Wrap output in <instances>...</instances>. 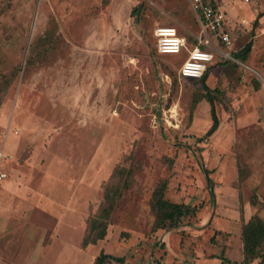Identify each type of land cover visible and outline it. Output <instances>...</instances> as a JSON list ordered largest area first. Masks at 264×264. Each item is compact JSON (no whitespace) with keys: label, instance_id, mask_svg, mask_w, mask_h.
<instances>
[{"label":"rangeland","instance_id":"obj_1","mask_svg":"<svg viewBox=\"0 0 264 264\" xmlns=\"http://www.w3.org/2000/svg\"><path fill=\"white\" fill-rule=\"evenodd\" d=\"M217 2L232 58L217 56L209 73L220 124L207 136L200 80L179 75L188 52L162 55L154 35L172 26L193 47L200 28L186 0H0V88L11 79L0 264H94L101 252L124 264L242 262L245 211L264 221V0ZM249 42L248 60L235 59ZM117 167L130 186L106 238L83 247ZM162 182L167 200L199 210L154 232Z\"/></svg>","mask_w":264,"mask_h":264},{"label":"trees","instance_id":"obj_2","mask_svg":"<svg viewBox=\"0 0 264 264\" xmlns=\"http://www.w3.org/2000/svg\"><path fill=\"white\" fill-rule=\"evenodd\" d=\"M142 6H138L132 14H139ZM263 15H259L253 22V29L259 26V21ZM196 41L194 42L195 45ZM193 45V46H194ZM253 43L249 42L239 52L234 54V58L246 62L252 52ZM211 68L205 73L200 80V83L205 91L202 100H207L210 104V113L212 118V126L207 132V136L213 135L219 128V118L216 111V93L217 90H211L206 84L209 78ZM2 80L6 81V85L0 88V104L1 98L9 88L11 79L7 76H2ZM255 88L259 89L258 82H255ZM200 99L195 103H199ZM132 175L131 171L124 167H117L111 177V183L106 186L104 202L98 209L97 213L92 217L89 222L87 235L83 241V247L95 245L99 241H103L108 232V227L113 218V215L123 197V190L130 186L129 178ZM167 191V183L162 182L155 190L152 199V210L155 213V222L153 231L159 230H172L181 226L185 219L196 216L199 208L193 207L184 203H173L165 198ZM241 240L243 244V260L240 264H252L255 260L264 259V221L258 216L253 215L248 222H243ZM215 239L212 240V243ZM222 264H231L227 258H223ZM123 257H116L105 252H101L96 258L94 264H110L118 263L124 264ZM238 264V263H233Z\"/></svg>","mask_w":264,"mask_h":264},{"label":"built area","instance_id":"obj_3","mask_svg":"<svg viewBox=\"0 0 264 264\" xmlns=\"http://www.w3.org/2000/svg\"><path fill=\"white\" fill-rule=\"evenodd\" d=\"M186 1L200 28V33L195 38V45L189 49L187 38L172 26H158L154 35L160 54L175 56L188 52V57L179 68V75L184 79L197 80L212 67L217 56L225 60L232 58L224 49L230 48L233 39L227 30L225 14L217 0ZM0 135L4 138L8 136L2 131ZM9 156L5 150H0V160ZM0 177L4 178L5 174L0 173Z\"/></svg>","mask_w":264,"mask_h":264},{"label":"crops","instance_id":"obj_4","mask_svg":"<svg viewBox=\"0 0 264 264\" xmlns=\"http://www.w3.org/2000/svg\"><path fill=\"white\" fill-rule=\"evenodd\" d=\"M220 5V4H219ZM187 57H188V55H187ZM186 57V58H187ZM186 60V59H185ZM253 216V214H252V212H251V210L250 211H245V214H244V222H248L250 219H251V217ZM243 247V244H242V246H241V248ZM254 262H258V263H260L261 262V264H264V259L263 260H260V262H259V259L258 260H255ZM253 262V263H254ZM252 263V264H253Z\"/></svg>","mask_w":264,"mask_h":264}]
</instances>
